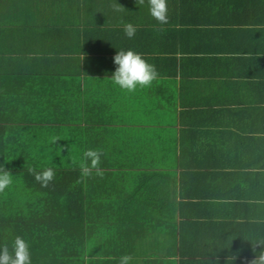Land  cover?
Returning a JSON list of instances; mask_svg holds the SVG:
<instances>
[{
	"label": "crops",
	"instance_id": "1",
	"mask_svg": "<svg viewBox=\"0 0 264 264\" xmlns=\"http://www.w3.org/2000/svg\"><path fill=\"white\" fill-rule=\"evenodd\" d=\"M167 4L159 25L147 0H0V115L89 135L103 155L83 198L106 251L250 264L264 249V0ZM121 49L155 66L151 86L112 82Z\"/></svg>",
	"mask_w": 264,
	"mask_h": 264
},
{
	"label": "trees",
	"instance_id": "2",
	"mask_svg": "<svg viewBox=\"0 0 264 264\" xmlns=\"http://www.w3.org/2000/svg\"><path fill=\"white\" fill-rule=\"evenodd\" d=\"M10 124L0 115V165L13 175L0 193V244L11 250L21 236L29 243L31 264H118L122 254L103 247L106 230H93L97 202L83 198L78 148L88 149L89 135H40L38 125L28 134V126ZM44 168L55 171L48 187L29 172Z\"/></svg>",
	"mask_w": 264,
	"mask_h": 264
},
{
	"label": "clouds",
	"instance_id": "3",
	"mask_svg": "<svg viewBox=\"0 0 264 264\" xmlns=\"http://www.w3.org/2000/svg\"><path fill=\"white\" fill-rule=\"evenodd\" d=\"M136 3L144 5L145 0H136ZM149 15L159 24L168 23L167 0H147ZM119 5V4H118ZM123 8L119 5L116 10ZM123 31L127 38L131 39L136 34V27L131 23L123 24ZM113 63L116 65L115 71L111 75L112 82L122 90L134 92L138 87L146 88L151 86L156 80L158 73L155 66L146 62L142 55L131 50H119L113 56ZM55 142V141H54ZM103 153L98 149H86L82 153L80 169L84 176L91 175L93 169L97 174H101L99 165ZM29 172L41 187H48L55 177L52 168L42 170L29 169ZM12 173L3 165H0V193H3L12 184ZM258 244L264 245V241ZM131 254H124L119 258L118 264H132ZM0 264H31V253L29 243L21 236H16L11 244V250L7 243L0 244ZM250 264H264V249L259 255L251 260Z\"/></svg>",
	"mask_w": 264,
	"mask_h": 264
}]
</instances>
